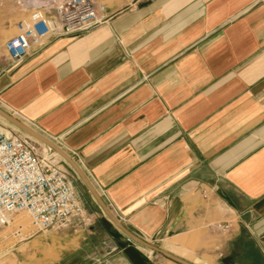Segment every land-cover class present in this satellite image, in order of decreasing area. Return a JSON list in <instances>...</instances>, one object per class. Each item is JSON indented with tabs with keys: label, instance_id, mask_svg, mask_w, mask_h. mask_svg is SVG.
I'll use <instances>...</instances> for the list:
<instances>
[{
	"label": "crops",
	"instance_id": "crops-1",
	"mask_svg": "<svg viewBox=\"0 0 264 264\" xmlns=\"http://www.w3.org/2000/svg\"><path fill=\"white\" fill-rule=\"evenodd\" d=\"M106 11L10 63L1 105L57 138L138 237L182 257L216 238L215 264H264V0H107ZM75 192L96 224L36 229L0 264L161 263Z\"/></svg>",
	"mask_w": 264,
	"mask_h": 264
},
{
	"label": "built area",
	"instance_id": "built-area-1",
	"mask_svg": "<svg viewBox=\"0 0 264 264\" xmlns=\"http://www.w3.org/2000/svg\"><path fill=\"white\" fill-rule=\"evenodd\" d=\"M106 9L107 0H59L51 13L34 12L16 24L17 33L5 42L9 60H23L51 36L75 35L100 26L109 18ZM40 146L0 121V233L19 224L22 218L17 217L23 213L38 230L65 226L75 216L92 222L63 164ZM215 227L225 230L230 224Z\"/></svg>",
	"mask_w": 264,
	"mask_h": 264
},
{
	"label": "rangeland",
	"instance_id": "rangeland-1",
	"mask_svg": "<svg viewBox=\"0 0 264 264\" xmlns=\"http://www.w3.org/2000/svg\"><path fill=\"white\" fill-rule=\"evenodd\" d=\"M58 1L59 0H0V74L3 73L4 70L11 63L7 55V52L5 51V42L10 37L14 36L17 33L16 24L20 20L28 18L29 16H31L34 12L38 10H43L47 13H51L53 11V6ZM0 106L3 107L1 104ZM10 113L13 114L12 112ZM12 130L13 132L17 134H23L18 129L17 130L12 129ZM48 138H50L52 141L58 142V140H56L57 138H51V137H48ZM54 155H55V158L59 160L60 163L63 164V166L65 167L67 174H68V178L71 182V185L77 191V193L83 200L84 204L86 205L87 209L90 211H95L100 214L101 210L93 201H91V197L89 195V192L85 184L81 181V179L77 176V174L71 169V167L62 158H60L56 154ZM20 217L22 219L18 222L19 224L10 226L0 233V239H2L0 242V252L4 251L6 248L10 247L17 241L27 238L37 229L35 226H33L30 223L27 215L23 213V214H20L17 218H20ZM91 224H96V220L95 221L93 220ZM17 230H19L20 232L17 233L16 232ZM5 236H7L6 240L4 239ZM121 236L122 238H124V240L129 245L135 244L130 239L125 237L124 235H121ZM189 240L190 239H183L182 243L187 245L189 244V242H187ZM214 241H216V238H210L209 243L207 240L203 241L202 238H199V241H197L196 242L197 244L193 246L192 248L193 251L190 254L179 253L185 257H190L191 260H188L182 256L180 257L194 264H215L214 263V261H216L215 254H211L206 251V248L208 247V245H212ZM157 243H160V242L158 241ZM162 249L166 250L165 248H162ZM144 250L147 252V254L151 255L150 258L154 262L159 261L161 262L160 264H178L166 258L162 254L150 253L149 250L147 249H144Z\"/></svg>",
	"mask_w": 264,
	"mask_h": 264
},
{
	"label": "water",
	"instance_id": "water-1",
	"mask_svg": "<svg viewBox=\"0 0 264 264\" xmlns=\"http://www.w3.org/2000/svg\"><path fill=\"white\" fill-rule=\"evenodd\" d=\"M0 117L7 120L8 122L12 123L13 125L17 126L20 130L28 133L29 135L37 138L38 140L47 144L51 149L58 152L63 160L71 167V169L77 174V176L81 179V181L85 184L88 188L92 196L94 197L95 201L98 203L104 214L109 218V220L113 223V225L120 230L128 239L132 242L137 243L145 248H148L153 251V253H159L165 256L166 258L178 263V264H194L180 256H177L171 252H168L155 244H152L134 233H132L128 228H126L122 222L115 216L112 210L106 205L98 191L92 185L90 180L88 179L85 172L79 166V164L74 160L67 152H65L60 146L56 145L50 139H48L45 135L37 131L36 129L32 128L28 124H26L23 120L16 117L15 115L8 112L6 109L0 106ZM50 151V150H49Z\"/></svg>",
	"mask_w": 264,
	"mask_h": 264
},
{
	"label": "bare ground",
	"instance_id": "bare-ground-1",
	"mask_svg": "<svg viewBox=\"0 0 264 264\" xmlns=\"http://www.w3.org/2000/svg\"><path fill=\"white\" fill-rule=\"evenodd\" d=\"M0 121L3 122L5 125L9 126V127L12 128V129H15V130L18 129L19 131H21V132L23 133V135L29 136V137H30L31 139H33L35 142H37L38 144H40V145H41L46 151H49V150H50V152H51L52 154H56V155H58L60 158H62V156H61L58 152H56L55 150L51 149V147H49V146H48L47 144H45L44 142L38 140L37 138H35V137L29 135V134L26 133V132L20 130L17 126L13 125L12 123L8 122L7 120L3 119L2 117H0ZM62 159H63V158H62ZM144 248H145V247H144ZM146 249H148V248H146ZM148 250H150V249H148ZM150 251L153 252L152 250H150Z\"/></svg>",
	"mask_w": 264,
	"mask_h": 264
}]
</instances>
